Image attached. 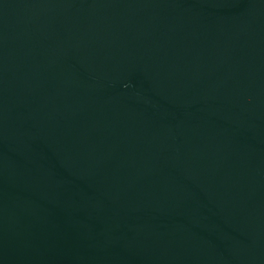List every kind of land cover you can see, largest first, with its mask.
I'll list each match as a JSON object with an SVG mask.
<instances>
[{
    "label": "water",
    "instance_id": "1",
    "mask_svg": "<svg viewBox=\"0 0 264 264\" xmlns=\"http://www.w3.org/2000/svg\"><path fill=\"white\" fill-rule=\"evenodd\" d=\"M0 264H264V0H0Z\"/></svg>",
    "mask_w": 264,
    "mask_h": 264
}]
</instances>
